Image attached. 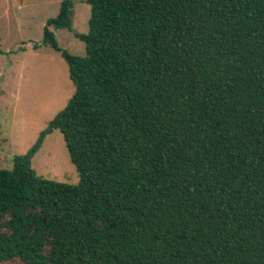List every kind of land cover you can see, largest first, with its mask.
Segmentation results:
<instances>
[{"label": "trees", "instance_id": "1", "mask_svg": "<svg viewBox=\"0 0 264 264\" xmlns=\"http://www.w3.org/2000/svg\"><path fill=\"white\" fill-rule=\"evenodd\" d=\"M86 3L87 34L62 0L32 46L74 93L0 168V264H264V0ZM55 130L76 185L31 166Z\"/></svg>", "mask_w": 264, "mask_h": 264}, {"label": "rangeland", "instance_id": "2", "mask_svg": "<svg viewBox=\"0 0 264 264\" xmlns=\"http://www.w3.org/2000/svg\"><path fill=\"white\" fill-rule=\"evenodd\" d=\"M61 1L0 0V168H12L13 158L32 147L74 93L59 53L49 47L32 48L41 42L45 22L57 15ZM72 11L73 32L87 34L90 6L86 0H74ZM51 30L61 49L84 56V43L72 32ZM31 166L44 179L79 182L57 130L46 136Z\"/></svg>", "mask_w": 264, "mask_h": 264}]
</instances>
